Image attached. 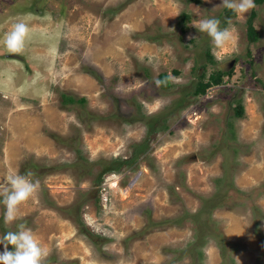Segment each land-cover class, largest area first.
Segmentation results:
<instances>
[{"label":"rangeland","instance_id":"rangeland-1","mask_svg":"<svg viewBox=\"0 0 264 264\" xmlns=\"http://www.w3.org/2000/svg\"><path fill=\"white\" fill-rule=\"evenodd\" d=\"M254 9L251 41L250 11L222 0H0V38L30 28L21 53L0 46V182H39L22 219L5 225L0 203L4 231L25 223L44 264H264V1ZM210 17L233 36L215 54L193 25Z\"/></svg>","mask_w":264,"mask_h":264},{"label":"clouds","instance_id":"clouds-1","mask_svg":"<svg viewBox=\"0 0 264 264\" xmlns=\"http://www.w3.org/2000/svg\"><path fill=\"white\" fill-rule=\"evenodd\" d=\"M222 5L240 15L255 7L254 0H222ZM220 23L218 18L210 17L193 24L200 33H206L211 38L214 54L216 49L223 48L233 40L230 28H221ZM29 35L28 24L24 20L17 21L0 38V46L8 54H19L24 50ZM189 39L193 37L189 36ZM216 58L222 60L220 56ZM172 80L173 77L169 75L164 80L156 79L154 83L160 87ZM32 175L31 172L26 175L9 173L0 182V203L5 206L3 216L5 225L22 219L18 216V206L37 192L39 182L29 179ZM0 244L4 245L3 252H0V264H44L49 255V249L41 244L25 223H19L15 231H7L0 235ZM9 245L13 246V250H9Z\"/></svg>","mask_w":264,"mask_h":264},{"label":"trees","instance_id":"trees-1","mask_svg":"<svg viewBox=\"0 0 264 264\" xmlns=\"http://www.w3.org/2000/svg\"><path fill=\"white\" fill-rule=\"evenodd\" d=\"M264 0H254V3L255 4H259L261 2H263ZM225 9V12L228 16H233L235 13L229 9ZM255 9L252 8L250 10V14L248 15V18H247V36H248V39L253 41L257 38V30L253 24V17L255 15ZM188 13L187 12H184L182 11L181 12V18L182 19H187L188 18ZM224 22V21H223ZM207 54H209V51H207ZM211 57V55H210ZM230 70H223V69H219V70H216V71H213L211 72L208 77L206 79L203 78V76L198 79L196 81V84L194 85V88L192 89V92L195 93V94H200V93H204L206 88L213 84V83H219L222 81V74L224 72H229ZM94 74L99 78L101 79V77L99 76V73L96 71V70H93ZM169 74L166 72V71H161L159 72L158 74V79H161V80H164L166 77H168ZM172 83V81L168 82L166 85H162V86H169L170 84ZM85 98L83 96H75L73 95L72 93H68V92H65V91H62L61 92V102L63 104H67V103H74L76 101H84ZM244 105L242 103V101L240 99L237 100V103L235 105V113L237 115H244ZM134 147H136V149L134 148L131 156H138V154L141 152V151H144L146 148H145V142H137L134 144ZM130 156V158H131ZM129 161V157L128 158H124V159H119V158H113L111 159L105 166H104V171L107 172V171H111V170H117V169H120V167L123 165V164H126L127 162ZM165 220H168V219H165ZM164 220V221H165ZM158 221H153L152 223H157ZM1 223V222H0ZM1 226V229L3 230V232H5V228ZM256 234L258 236H261V232L259 229H256ZM224 241V236L221 237ZM221 254L222 256L224 257L225 255V252L221 250ZM200 255H204V253L202 252L201 250V253Z\"/></svg>","mask_w":264,"mask_h":264},{"label":"water","instance_id":"water-1","mask_svg":"<svg viewBox=\"0 0 264 264\" xmlns=\"http://www.w3.org/2000/svg\"><path fill=\"white\" fill-rule=\"evenodd\" d=\"M234 61H235V59L232 58V59L230 60V62H229V65H232V64L234 63Z\"/></svg>","mask_w":264,"mask_h":264}]
</instances>
